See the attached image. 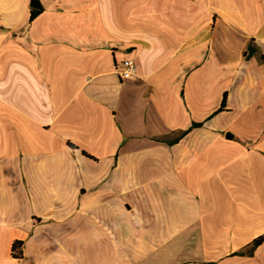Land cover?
Listing matches in <instances>:
<instances>
[{"label": "crops", "instance_id": "crops-1", "mask_svg": "<svg viewBox=\"0 0 264 264\" xmlns=\"http://www.w3.org/2000/svg\"><path fill=\"white\" fill-rule=\"evenodd\" d=\"M40 2L0 0V264H264V0Z\"/></svg>", "mask_w": 264, "mask_h": 264}, {"label": "trees", "instance_id": "trees-1", "mask_svg": "<svg viewBox=\"0 0 264 264\" xmlns=\"http://www.w3.org/2000/svg\"><path fill=\"white\" fill-rule=\"evenodd\" d=\"M39 10L36 9V8H33L32 9V13L30 15V20L34 19L35 16L38 14ZM251 54V51L248 52L246 54V56H250ZM225 105V98L223 99V102H222V107ZM195 126L198 125V124H194ZM84 155L86 156H89L87 153L83 152ZM264 241V234L263 235H260L258 236L257 238H255L251 244V246L249 247V249H247L246 252H241L239 254H249L251 255L254 251V249L259 246L262 242ZM22 245H23V241L22 240H15L13 241L12 243V247H11V254L13 255V257H17V258H21L23 256V252H22Z\"/></svg>", "mask_w": 264, "mask_h": 264}, {"label": "built area", "instance_id": "built-area-1", "mask_svg": "<svg viewBox=\"0 0 264 264\" xmlns=\"http://www.w3.org/2000/svg\"><path fill=\"white\" fill-rule=\"evenodd\" d=\"M120 74L123 78L129 79L135 75L136 64L132 58H126L122 61L120 66Z\"/></svg>", "mask_w": 264, "mask_h": 264}, {"label": "rangeland", "instance_id": "rangeland-1", "mask_svg": "<svg viewBox=\"0 0 264 264\" xmlns=\"http://www.w3.org/2000/svg\"><path fill=\"white\" fill-rule=\"evenodd\" d=\"M164 263L167 264H176L180 262V258H173V257H168L167 259H162ZM182 264H192L194 259H182ZM152 264L155 262L153 259H151ZM202 264H213V262H201ZM197 264V263H196Z\"/></svg>", "mask_w": 264, "mask_h": 264}, {"label": "water", "instance_id": "water-1", "mask_svg": "<svg viewBox=\"0 0 264 264\" xmlns=\"http://www.w3.org/2000/svg\"><path fill=\"white\" fill-rule=\"evenodd\" d=\"M30 5L36 9L42 8L40 0H30Z\"/></svg>", "mask_w": 264, "mask_h": 264}]
</instances>
